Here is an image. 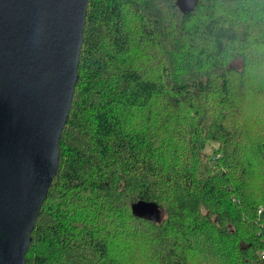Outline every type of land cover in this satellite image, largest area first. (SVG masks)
Returning <instances> with one entry per match:
<instances>
[{"label":"trees","instance_id":"obj_1","mask_svg":"<svg viewBox=\"0 0 264 264\" xmlns=\"http://www.w3.org/2000/svg\"><path fill=\"white\" fill-rule=\"evenodd\" d=\"M86 11L25 264H264V0Z\"/></svg>","mask_w":264,"mask_h":264},{"label":"water","instance_id":"obj_2","mask_svg":"<svg viewBox=\"0 0 264 264\" xmlns=\"http://www.w3.org/2000/svg\"><path fill=\"white\" fill-rule=\"evenodd\" d=\"M184 7L194 0H177ZM88 0H0V264H25L58 165ZM133 215L158 218L153 202Z\"/></svg>","mask_w":264,"mask_h":264},{"label":"rangeland","instance_id":"obj_3","mask_svg":"<svg viewBox=\"0 0 264 264\" xmlns=\"http://www.w3.org/2000/svg\"><path fill=\"white\" fill-rule=\"evenodd\" d=\"M164 13L166 14L167 13V10H164ZM260 104H262V102H260ZM246 105L249 108L252 107V105L249 102H246ZM204 149H205V153H206L207 158L210 161H212L213 157L215 156L214 154L216 152L217 145L215 143H213V142H208Z\"/></svg>","mask_w":264,"mask_h":264},{"label":"built area","instance_id":"obj_4","mask_svg":"<svg viewBox=\"0 0 264 264\" xmlns=\"http://www.w3.org/2000/svg\"><path fill=\"white\" fill-rule=\"evenodd\" d=\"M263 254H264V252H263Z\"/></svg>","mask_w":264,"mask_h":264}]
</instances>
